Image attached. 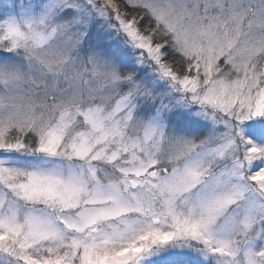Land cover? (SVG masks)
<instances>
[{
  "label": "snow or ice",
  "instance_id": "obj_1",
  "mask_svg": "<svg viewBox=\"0 0 264 264\" xmlns=\"http://www.w3.org/2000/svg\"><path fill=\"white\" fill-rule=\"evenodd\" d=\"M0 264H264V0H0Z\"/></svg>",
  "mask_w": 264,
  "mask_h": 264
},
{
  "label": "rangeland",
  "instance_id": "obj_2",
  "mask_svg": "<svg viewBox=\"0 0 264 264\" xmlns=\"http://www.w3.org/2000/svg\"><path fill=\"white\" fill-rule=\"evenodd\" d=\"M3 2H7V0H3Z\"/></svg>",
  "mask_w": 264,
  "mask_h": 264
}]
</instances>
